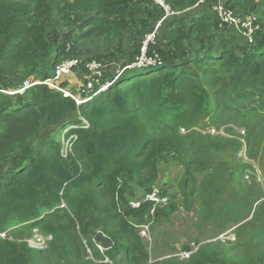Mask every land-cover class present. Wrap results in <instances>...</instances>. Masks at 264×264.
<instances>
[{"label": "trees", "instance_id": "16d2710c", "mask_svg": "<svg viewBox=\"0 0 264 264\" xmlns=\"http://www.w3.org/2000/svg\"><path fill=\"white\" fill-rule=\"evenodd\" d=\"M198 1L165 0L173 12ZM213 4L207 0L166 18L167 11L155 0H0V84L5 89L20 86V74L27 79H51L60 64L77 60L71 73L88 61L81 56L88 39L90 60H98L103 47L96 45L102 38H119L117 49L123 52L127 26L159 28L156 41L148 46V58L155 57L156 65L137 67L142 47L136 42L129 56L132 65L126 64L117 76L112 72L90 75V82L76 92L65 78L69 73L63 75L57 83L72 97L48 84L0 94V233L9 231L5 237L0 235V264L32 263L29 250L33 249L19 236L29 238L34 228L53 235L50 248L53 242L54 248L62 247L63 254L46 255L56 264H118L122 253L126 264H264V253H252L253 246L243 242L232 244L227 256L194 257L193 253L188 260L151 261L139 230L128 220L166 214L169 204L157 206L155 214L153 203L145 202L138 209L129 206L130 199L139 197L135 196L139 186L160 176L159 161H173L183 170L185 188L199 173L227 172L228 165L214 166L212 157L223 155L234 143L194 129L192 123L205 119L197 126L205 128L216 105L225 116L236 111L227 122L233 125L231 132L250 127L237 103L264 97V0H226L237 16H258L253 41L248 38L245 46H240L236 28L222 23ZM107 82L110 85L101 90ZM98 89L87 103L79 105L74 99L93 96ZM154 100L161 109L152 106V115L140 106L132 108L133 101L136 105ZM77 110L82 116L72 117ZM71 122L81 124L70 140L74 150H63L54 136L40 137L45 125L64 129ZM256 126L255 121L251 129ZM240 163L244 179L251 181L250 163ZM161 188L168 195L169 190ZM256 202L252 218H264V199ZM232 222L236 226L241 219ZM99 231L112 238V248H97L94 237ZM236 234L248 239L241 228ZM84 249L93 258L68 256ZM185 249L191 251L190 246ZM248 255V263L240 259Z\"/></svg>", "mask_w": 264, "mask_h": 264}, {"label": "rangeland", "instance_id": "374dc122", "mask_svg": "<svg viewBox=\"0 0 264 264\" xmlns=\"http://www.w3.org/2000/svg\"><path fill=\"white\" fill-rule=\"evenodd\" d=\"M156 4L161 7L160 4ZM254 15L255 18H258L256 14ZM154 27H150L151 29L145 26L136 27L135 24L127 26L122 37L123 52L117 49L119 38L114 40L102 38L100 46L96 45L97 49L103 47L100 53H97L98 60L94 58L90 60V56H92L90 39L86 40V48H82L81 56H84L86 59L89 58L88 61L76 67L65 78L68 79L69 84L73 85L74 90L78 92L83 84L86 85L90 82V75L104 76L105 73L109 74L112 72L114 76H117L126 64L132 65L129 62V56L134 53L135 46L132 45L136 42H140V46L142 47L137 64H140L142 68L153 65L156 62L150 60H154L155 57L148 58V46L149 43L155 42L158 36L159 28L157 25ZM234 32L237 34L240 46H245L247 44L246 40L249 38L248 30L236 28ZM84 50L86 52H83ZM17 79L19 80V84L24 82L27 77L20 74ZM237 105H240L245 115L244 117L241 115V118L249 123L250 127L245 126L243 128L246 131L245 134H240L236 130L234 131L235 135L224 138L228 139L226 141L234 143V145L223 155L216 154V156L212 157L214 166L225 162L229 168L227 172H221V169H211L207 172L199 173L196 179L189 184V188H185L183 184L185 177L183 170L173 161H159L160 176L148 183V185L138 187L135 196H140L155 186H161L169 190L168 196L170 202L164 208L166 214L156 215L155 217L145 216L143 220L132 216L128 217V220L139 232L142 225H149L150 239L143 238L140 233L139 236L142 238L150 254L151 261H163L167 259L173 261L177 259L188 260L192 256L195 257L202 254H223L227 256L230 246L236 242L251 244L253 246L252 253H264V218H252L258 204L256 201L264 199V97L243 101L241 104L237 103ZM137 106H140L139 108L142 112L150 115L153 114L150 109L152 106L161 109L157 100L146 104L141 102L136 105L133 101L132 108L134 109ZM235 113L236 111L230 112L225 116L220 110L216 109L215 105L212 108V115L208 117L207 121L217 120L219 123H226L230 127L231 125L227 122H229L231 116ZM81 116L82 113L79 110L72 115V117L76 118H80ZM255 121L258 123V126L252 130L251 126ZM71 124L74 125L69 126L70 124H68L64 129L61 126L53 127L45 125L40 137L54 136L60 139L63 150H74V144L70 145L68 142L76 133L69 129L73 126L78 128L81 124L76 122H71ZM144 124L146 126L149 125L147 118ZM200 124H205V119L192 123L194 126H199ZM184 126H187V124H184ZM38 142L39 140L37 139L35 145ZM245 142L247 143L248 150L247 159L237 156ZM240 162L250 163L251 181L246 182L244 179ZM224 167V164L221 165V168ZM145 174L146 172L143 173V175ZM145 188L149 189L146 190ZM171 205L174 206L172 209ZM236 218L241 219V222L233 226L232 220ZM45 224L46 221L41 228L44 229ZM231 225L232 227H230ZM237 227L241 228L244 235L248 236V239L237 236ZM18 233L20 232H11L10 235L14 236L18 235ZM27 238V234L19 236V240H23L24 243ZM126 243H129V241L126 240ZM128 246L132 247L134 244L132 243ZM186 246H190L191 251H187L185 249ZM97 248L103 251L98 245ZM47 249L44 252L29 250L32 255L31 264H56L48 260L46 255L51 254L53 257L61 255L63 254L62 247L54 248L53 242L51 248L48 247ZM123 251L125 253V250ZM90 252V250L84 249L82 254L75 256L69 254L68 256L73 259L83 260L89 256L88 253ZM187 252H191V254L188 255L186 254ZM122 254L117 261L118 264H126L122 259ZM89 258H93V255L90 254ZM240 259H244L245 263H248L250 255ZM108 260L105 259L106 262Z\"/></svg>", "mask_w": 264, "mask_h": 264}, {"label": "built area", "instance_id": "2783aa9c", "mask_svg": "<svg viewBox=\"0 0 264 264\" xmlns=\"http://www.w3.org/2000/svg\"><path fill=\"white\" fill-rule=\"evenodd\" d=\"M207 0H199L198 3L190 8H187L182 11L173 12L170 10V6L166 4L165 0H155L156 3L160 4L166 11L167 15L166 18L169 15H180L185 12L190 11L193 8L199 7L201 4H204ZM213 9L217 12L219 15L222 23L229 24L232 27L238 28V29H247L249 34V40L253 41V34L255 33V30L258 28V25L256 23L257 18H255V15H247L244 17L237 16L234 14V12L228 8L226 4V0H213ZM165 18V17H164ZM163 18V19H164ZM255 18V19H253ZM162 19V20H163ZM161 20V21H162ZM161 21L158 23V26L161 24ZM153 62H156V59L150 60ZM78 63L77 60H68L60 64L55 71V75L51 79L46 80H40V79H26L19 88L17 89H5L0 84V94H9L13 95L15 92H24L30 88H32L35 85L38 84H48L51 88H53L56 91H60L65 96H71V93L68 89L61 87L57 82L61 79V77L67 73L70 72L71 68ZM155 64V63H153ZM140 65V64H138ZM74 99L78 102V104H81L84 102V100L81 96H74ZM74 127V126H73ZM72 127V128H73ZM71 129V128H70ZM69 129V130H70ZM183 132H186L185 129H182ZM203 132H207L208 134L214 135V136H221V137H232V135L228 132L227 126H216V125H209L206 129L203 130ZM241 134H245V130H240ZM72 138V137H71ZM70 138V140H71ZM75 138V136H74ZM70 140L68 144L71 145ZM238 156L240 158L247 159V150H246V144H244L243 148L239 151ZM249 177L248 175L246 176ZM168 196L164 195L160 188L156 187L153 188L151 192L143 194L137 198L130 199L129 200V206L132 209H138L140 208L145 202L153 203V209L151 211L152 214L156 212V207L160 206L162 204L167 205L168 204ZM62 206H66L65 202H62ZM6 232H2L0 235L2 237L6 236ZM140 234L143 236V238L150 239V228L149 225H142L140 228ZM53 239L52 234H45L39 230V228L34 229L33 234L31 237H29L26 241L29 246V248L33 250H45L49 247L50 242ZM99 248L102 249V247L99 245ZM191 252H187L186 254H190Z\"/></svg>", "mask_w": 264, "mask_h": 264}, {"label": "clouds", "instance_id": "9594fccd", "mask_svg": "<svg viewBox=\"0 0 264 264\" xmlns=\"http://www.w3.org/2000/svg\"><path fill=\"white\" fill-rule=\"evenodd\" d=\"M156 64H157V60H156V63L153 64V65H156ZM136 65H137V67L142 68L141 65H138V64H136ZM145 67H146V66H145ZM107 84L110 85V83H107ZM107 84L103 85V86L101 87V90L107 88ZM20 86H21V85H20ZM20 86H18L17 88H19ZM17 88H16V89H17ZM98 92H100L99 89L96 91V93H95L93 96H90V97L85 98V99H88V98H90V99H88V100H86V101L84 100V102H82V103H87L88 101H91V100L93 99V97H94ZM79 105H81V104H79ZM211 124H212V125H215V124H213L212 122H209V121H208V124L206 125L205 128L202 129V128L196 126L194 129H197V130H199V131H200V130L203 131L204 129H206V128H207L209 125H211ZM229 124H230V123H229ZM71 125H74V124H70L69 126H71ZM230 125H231L230 127H228L226 124L216 125V126H227V130H228V132H229L231 135H235L234 132H231V131L229 130L230 128L233 127L232 124H230ZM74 128H76V127L74 126L73 128L70 129V131L73 132V129H74ZM183 129H184V128H183ZM235 129L238 131V133H240V130L243 129V128H240V129H239V128H235ZM185 130H186V129H185ZM244 130H245V129H244ZM181 131H182V129H181ZM182 132H183V131H182ZM186 132H187V130H186ZM186 132H183V133H186ZM74 133H75V132H74ZM74 133H73V134H74ZM204 133H207V132H204ZM245 133H246V131H245ZM207 134H208V133H207ZM240 134H241V133H240ZM209 135H211V134H209ZM212 136H214V135H212ZM218 137H221V136H218ZM222 138H227V137H222ZM244 144H246V150H247V143L245 142ZM244 144H243V146H244ZM239 151H240V150H239ZM238 153H239V152H238ZM237 156H238V154H237ZM238 157H239V156H238ZM247 158H248V150H247ZM245 174H247V169H246ZM246 176H247V175H246ZM248 176H249V175H248ZM246 179L249 180V177H248V178L246 177ZM156 187L160 188L161 191H162L161 186H155V187H153V188H156ZM162 193H163V192H162ZM166 196H168V195H166ZM168 198H169V196H168ZM169 202H170V198L168 199V204H169ZM155 213H156V212H155ZM155 213H154V214H155ZM34 229H36V228H34ZM34 229H33V231H34ZM3 232H6V233L8 234L9 231H8V230H5V231H3ZM1 233H2V232H1ZM1 233H0V234H1ZM139 233H140V232H139ZM30 237H31V236H30ZM27 239H28V238H27ZM27 239H26V240H27ZM26 242H27V241H26ZM95 243H96L98 246H99V245L101 246V244H99V243H97V242H95ZM28 247H29V246H28ZM101 247H102V246H101ZM102 250H105V249L102 247Z\"/></svg>", "mask_w": 264, "mask_h": 264}, {"label": "water", "instance_id": "95a60500", "mask_svg": "<svg viewBox=\"0 0 264 264\" xmlns=\"http://www.w3.org/2000/svg\"><path fill=\"white\" fill-rule=\"evenodd\" d=\"M94 241L101 244L105 250H108L114 246V241L112 238L104 234L102 231L97 232L94 237Z\"/></svg>", "mask_w": 264, "mask_h": 264}]
</instances>
